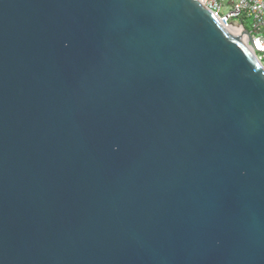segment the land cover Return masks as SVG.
Segmentation results:
<instances>
[{
    "label": "water",
    "instance_id": "obj_1",
    "mask_svg": "<svg viewBox=\"0 0 264 264\" xmlns=\"http://www.w3.org/2000/svg\"><path fill=\"white\" fill-rule=\"evenodd\" d=\"M231 34L199 0H0V264H264V68Z\"/></svg>",
    "mask_w": 264,
    "mask_h": 264
},
{
    "label": "built area",
    "instance_id": "obj_2",
    "mask_svg": "<svg viewBox=\"0 0 264 264\" xmlns=\"http://www.w3.org/2000/svg\"><path fill=\"white\" fill-rule=\"evenodd\" d=\"M199 1L226 29L236 30L243 36L245 43L264 68V0Z\"/></svg>",
    "mask_w": 264,
    "mask_h": 264
},
{
    "label": "bare ground",
    "instance_id": "obj_3",
    "mask_svg": "<svg viewBox=\"0 0 264 264\" xmlns=\"http://www.w3.org/2000/svg\"><path fill=\"white\" fill-rule=\"evenodd\" d=\"M227 31H228V32H229V31H232L233 34H231V35H233V36H236V37H237V36H240L239 32L236 31V30H233V29H230V30H229V29H227ZM260 65H261V64H260Z\"/></svg>",
    "mask_w": 264,
    "mask_h": 264
}]
</instances>
